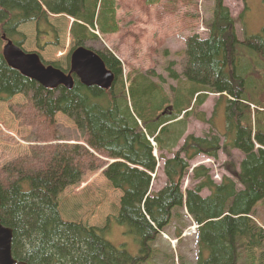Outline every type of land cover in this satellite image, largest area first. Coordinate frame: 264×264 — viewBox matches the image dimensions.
<instances>
[{
    "label": "trees",
    "instance_id": "obj_1",
    "mask_svg": "<svg viewBox=\"0 0 264 264\" xmlns=\"http://www.w3.org/2000/svg\"><path fill=\"white\" fill-rule=\"evenodd\" d=\"M212 2L207 34L193 32L185 38L182 71L167 60L166 76L136 68L128 73L126 85L115 52L89 47L114 73L112 86H86L73 76L72 88L49 89L6 63L2 38L22 44L20 27L34 22L37 48L58 45L48 16H68L74 19L69 32L77 48L97 40L98 32L118 30L116 1L0 0V102L25 96V102L11 101L9 109L17 112V120L34 126L29 151L0 167V221L12 230L16 261L143 264L153 257L160 232L184 210L198 224L197 264H264V224L253 217L256 205L264 202V26L240 40L237 19L247 10L245 0L237 19L223 0ZM48 64L67 71L58 63ZM169 81L174 84L166 86ZM209 94L219 97L207 118L200 108ZM220 102L225 118L220 130L187 134L190 118L216 129ZM59 114L73 121L82 144L68 143L73 139L56 124ZM180 117L181 126L174 127L171 122ZM154 148L163 160L166 185L151 193ZM220 151L227 157L224 167L230 176L216 183L210 169L199 165L192 169V188L183 190L188 161L201 154L216 159ZM102 167L111 186L121 191L115 220L137 240L136 255L123 245L113 246L102 230L61 217L60 193L85 171ZM203 190L209 194L202 196Z\"/></svg>",
    "mask_w": 264,
    "mask_h": 264
},
{
    "label": "rangeland",
    "instance_id": "obj_2",
    "mask_svg": "<svg viewBox=\"0 0 264 264\" xmlns=\"http://www.w3.org/2000/svg\"><path fill=\"white\" fill-rule=\"evenodd\" d=\"M115 1L118 30L107 34L98 32L97 40L84 45L93 49H112L121 60L123 77L128 85L131 79L128 73L130 74L132 69L138 68L143 72L153 69L164 77L166 76L163 71L164 61L173 60L175 68L182 71L184 55L181 53L184 54L185 38L193 32L207 34L203 27H206L205 24L211 17L213 0H160L158 3L149 5L146 0ZM245 2L247 10L241 18H238L242 9V0H224V5L229 7L232 16L235 19L238 18L239 28L236 34L240 40L244 39L245 34L257 33L264 26L262 0H245ZM71 19L68 16L49 14L48 21L57 30L59 41L58 45L47 44L42 50L37 48L36 23L22 25L20 30L24 33V37L20 46L27 53H37L45 63H58L62 69L68 70L69 53L75 48L69 32ZM41 40L44 41L45 38ZM169 84L174 83L169 81L166 86ZM218 97V95L209 94L205 104L200 108L206 113L207 118L211 117L214 101ZM25 100V96L17 94L9 102H0V167L6 162L13 161L14 157L27 153L28 147L33 143L31 137L33 123L28 120L23 122L17 120L14 116L17 112L15 110L11 112L9 109L11 101L20 103ZM223 114L224 109L220 102L214 119L216 129H213L210 124L190 118L187 122V133L201 134L209 130L217 132L223 124ZM56 118L60 131L73 139L68 143L82 144L81 140L76 139L78 132L73 121L63 114L57 115ZM181 121L182 119L175 120L173 126L180 127ZM238 153L234 152L235 156H241ZM159 154L157 148H154L153 155L157 159V165L152 173V191H157L166 182L163 160ZM112 160L106 159L108 163ZM226 160L227 157L220 151L216 159L201 154L191 158L188 163L189 168L198 165L208 167L211 170L212 179L220 182L222 176H230L224 167ZM235 162L238 163L239 160ZM104 168L85 171L77 183L67 186L60 193L58 207L61 217L67 221L80 222L102 230L105 234L103 237L113 246L119 248L123 245L129 254L136 255L138 254L137 240L133 238L127 227L120 226L115 220L121 191L111 186L104 175ZM182 182L184 189L195 183L188 178H184ZM208 194L207 190L201 192L202 196ZM179 213L180 216L172 218L160 232L152 245L153 257L143 264H196L198 231L191 216L186 215L184 210H180ZM253 217L258 224H264V202L256 205ZM180 229L182 232L179 237H176V232ZM245 255L253 259L246 252Z\"/></svg>",
    "mask_w": 264,
    "mask_h": 264
},
{
    "label": "water",
    "instance_id": "obj_3",
    "mask_svg": "<svg viewBox=\"0 0 264 264\" xmlns=\"http://www.w3.org/2000/svg\"><path fill=\"white\" fill-rule=\"evenodd\" d=\"M2 55L10 67L49 89L72 88L73 75L86 86L102 89L109 88L114 80V74L105 67L100 56L83 46L72 51L68 73L51 64L46 65L37 53H27L9 40L2 47ZM11 241L12 230L0 221V264H25L12 257Z\"/></svg>",
    "mask_w": 264,
    "mask_h": 264
},
{
    "label": "bare ground",
    "instance_id": "obj_4",
    "mask_svg": "<svg viewBox=\"0 0 264 264\" xmlns=\"http://www.w3.org/2000/svg\"><path fill=\"white\" fill-rule=\"evenodd\" d=\"M80 46H83V47H85V48H88V49L94 51L93 49H91V48H89V47H86L85 45H80ZM78 47H79V46H78ZM94 52L97 53L96 51H94ZM97 54H98V53H97ZM112 73H113V72H112ZM113 74H114V73H113ZM114 79H115V75H114ZM113 82H114V80L112 81L110 87L112 86ZM110 87H109V88H110ZM222 96H223V95H222Z\"/></svg>",
    "mask_w": 264,
    "mask_h": 264
},
{
    "label": "crops",
    "instance_id": "obj_5",
    "mask_svg": "<svg viewBox=\"0 0 264 264\" xmlns=\"http://www.w3.org/2000/svg\"><path fill=\"white\" fill-rule=\"evenodd\" d=\"M224 121H225V118H224ZM202 134V133H201ZM197 135H200V134H197Z\"/></svg>",
    "mask_w": 264,
    "mask_h": 264
}]
</instances>
